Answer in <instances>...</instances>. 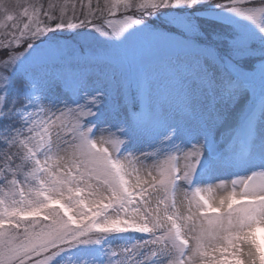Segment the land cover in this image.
<instances>
[{
  "label": "snow or ice",
  "instance_id": "snow-or-ice-1",
  "mask_svg": "<svg viewBox=\"0 0 264 264\" xmlns=\"http://www.w3.org/2000/svg\"><path fill=\"white\" fill-rule=\"evenodd\" d=\"M21 7L0 6V264H264V0Z\"/></svg>",
  "mask_w": 264,
  "mask_h": 264
},
{
  "label": "rangeland",
  "instance_id": "rangeland-1",
  "mask_svg": "<svg viewBox=\"0 0 264 264\" xmlns=\"http://www.w3.org/2000/svg\"><path fill=\"white\" fill-rule=\"evenodd\" d=\"M0 2L3 3V4L0 3V6L6 7L9 10V13L13 14L14 16L18 15L20 12L23 11V7H21V6H30L32 4H36V2H33L32 0H28V1H22V0H0ZM23 2H24V4H22ZM66 2L68 4L67 11H68L69 15L72 14V3L76 4L77 10H79V8L81 6V0H40L39 3H37V4L43 3L45 5V7H47V5L49 3L61 6V5H64ZM82 2L86 6L89 3V0H82ZM97 2H99L102 5L104 3V0H91V3H92L93 6H95ZM249 6H253V5H249ZM257 6H259V5H257ZM56 13H57V15H59V13H60V8L59 7H57V9H56ZM117 18H119V17H117ZM73 22H77V21H73ZM9 23H11V22H9ZM100 23H103V21H100ZM5 31H6V29L0 27V39H3V33ZM61 38L69 40L70 42H76L73 39V37L69 36V35H65V36H63ZM66 119L73 120L74 118L72 116H67ZM97 135H99V133ZM117 138L118 139H123V137H117ZM257 171H259V170H257ZM212 183H218V182L217 181H213ZM221 194H222L221 191H218V190L214 191L212 193H207V192L205 193V195L212 196L214 198H218ZM183 196H184L183 188H181V190L178 193H176L178 206H179V202L181 200H183ZM112 243L115 245V244H119L120 242L119 241H113Z\"/></svg>",
  "mask_w": 264,
  "mask_h": 264
},
{
  "label": "trees",
  "instance_id": "trees-1",
  "mask_svg": "<svg viewBox=\"0 0 264 264\" xmlns=\"http://www.w3.org/2000/svg\"><path fill=\"white\" fill-rule=\"evenodd\" d=\"M22 1H28V0H22ZM32 1L36 2V4H37V3H39L40 0H32ZM260 2H261V0H248L249 5L257 6V5H260ZM1 4H3V3H1ZM22 4H24V2Z\"/></svg>",
  "mask_w": 264,
  "mask_h": 264
}]
</instances>
